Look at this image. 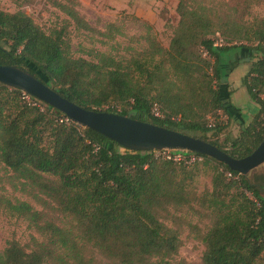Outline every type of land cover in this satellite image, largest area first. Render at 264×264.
Here are the masks:
<instances>
[{
  "label": "trees",
  "instance_id": "trees-1",
  "mask_svg": "<svg viewBox=\"0 0 264 264\" xmlns=\"http://www.w3.org/2000/svg\"><path fill=\"white\" fill-rule=\"evenodd\" d=\"M66 1L53 6L90 30ZM229 1L220 16L177 0L179 20L167 48L147 36L145 48L127 57L97 53L95 61L72 56L67 24L47 34L26 14L0 10V65L28 72L85 110L173 130L242 159L264 137V19H243L259 0ZM217 35L224 44L214 46ZM237 49L251 53L242 85L258 111L233 137L223 134L217 114H225L222 57ZM65 118L0 84V164L60 217L6 202L38 239L28 247L7 242L0 264H99L96 256L111 264H186L178 259L181 225L198 229L186 214L207 222L196 235L201 264H264V175L251 181L204 156L193 166L174 164L154 151L122 149ZM199 174L210 187L196 195Z\"/></svg>",
  "mask_w": 264,
  "mask_h": 264
},
{
  "label": "rangeland",
  "instance_id": "rangeland-1",
  "mask_svg": "<svg viewBox=\"0 0 264 264\" xmlns=\"http://www.w3.org/2000/svg\"><path fill=\"white\" fill-rule=\"evenodd\" d=\"M68 3L66 0H58ZM69 5L77 15L91 28L84 30L75 24L58 8L53 6V0H0V10L8 13L22 12L31 17L33 21L47 34L52 29L68 25L71 40V53L74 58H83L95 61L97 53H105L116 59L127 57L132 50L139 51L145 48L147 36L155 38L163 48H167L174 28L178 23L176 14L177 0H72ZM197 5L211 8L220 16L227 14L231 8L229 0H192ZM69 4V3H68ZM244 21L253 22L254 19H264V0L250 5L246 11ZM249 65L241 62L227 77L230 86L234 89L235 102H245L246 92L238 87L247 73ZM225 85V80L222 82ZM234 86V87H233ZM238 90V91H237ZM220 122L224 124L225 117L219 112ZM213 118L208 123L212 125ZM256 168H260L263 166ZM254 172L252 175L251 173ZM247 175L253 180L258 171ZM210 184L205 175L199 174L193 183L192 192L199 194ZM30 189L23 188L21 182L0 164V254L7 242L17 241L24 247L31 246L32 238L38 235L31 229L26 221L9 212L6 202L14 205L25 202L35 210L43 211L52 219H59V215L49 207H44L33 197ZM187 221L196 225L198 229H189L181 225V247L178 259L186 264H201L203 246L196 239L199 231L205 230L206 221H201L196 215H183ZM168 226H173L167 222ZM99 264H111L96 256Z\"/></svg>",
  "mask_w": 264,
  "mask_h": 264
},
{
  "label": "water",
  "instance_id": "water-1",
  "mask_svg": "<svg viewBox=\"0 0 264 264\" xmlns=\"http://www.w3.org/2000/svg\"><path fill=\"white\" fill-rule=\"evenodd\" d=\"M0 84L22 91L59 111L72 123L104 136L122 149L135 152H190L211 158L242 176H247L264 164V137L250 155L234 159L198 138L117 114L85 110L61 97L28 72L14 66L0 65Z\"/></svg>",
  "mask_w": 264,
  "mask_h": 264
},
{
  "label": "crops",
  "instance_id": "crops-1",
  "mask_svg": "<svg viewBox=\"0 0 264 264\" xmlns=\"http://www.w3.org/2000/svg\"><path fill=\"white\" fill-rule=\"evenodd\" d=\"M250 56L251 53L248 50L237 49L222 57V62L220 66L222 78L220 82V96L222 106L225 111V114H223V118L225 117L226 119L224 122L226 128L223 133L225 135H231L233 137L237 136L239 130L243 128L247 123H249L252 117L258 111V106L251 101L245 87L242 85V82L239 85L238 89H243L246 92L247 100L244 103L242 101L235 102L233 100V97L236 92H234V89L231 88L229 84L230 82H228L227 79V77L230 76V72L232 74L234 68H237L241 62L246 65H249ZM223 80H225L226 82L225 85L222 83ZM260 169L261 170L255 169V171H258V175H264V165ZM253 173L254 172H252L251 175ZM261 193L264 196V191Z\"/></svg>",
  "mask_w": 264,
  "mask_h": 264
},
{
  "label": "built area",
  "instance_id": "built-area-1",
  "mask_svg": "<svg viewBox=\"0 0 264 264\" xmlns=\"http://www.w3.org/2000/svg\"><path fill=\"white\" fill-rule=\"evenodd\" d=\"M222 44H224L223 40L218 38L217 35V39L214 42V46H219ZM25 98L28 100V97ZM155 115L157 116V113H155ZM64 121L69 122L67 118H65ZM154 153L156 157H160L163 160L170 161L174 164H181L183 166H193L202 161L201 156L185 151L160 150V151H154Z\"/></svg>",
  "mask_w": 264,
  "mask_h": 264
}]
</instances>
